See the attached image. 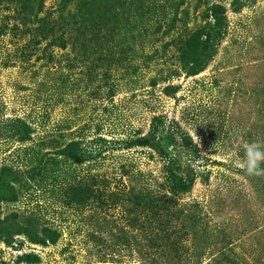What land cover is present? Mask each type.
Returning <instances> with one entry per match:
<instances>
[{
	"label": "rangeland",
	"instance_id": "1",
	"mask_svg": "<svg viewBox=\"0 0 264 264\" xmlns=\"http://www.w3.org/2000/svg\"><path fill=\"white\" fill-rule=\"evenodd\" d=\"M58 1L45 8L55 11ZM185 1L189 27L206 24L203 0ZM208 1L220 4L222 22L204 67L188 75L172 46L166 63L144 68L139 82L124 80L112 99L105 86L60 75L73 43L62 49L43 37L36 43L31 33L14 35L21 18L0 5V120L23 117L33 129L32 140L20 144L0 128V162L10 161L25 178L19 146H42L37 141L59 130L85 144L99 133L108 144L89 143L97 158L82 170L109 181L98 182L101 201L66 202L58 187L46 190L47 181L14 203L0 201V218L17 211L24 224L38 218L58 233L47 244L23 233L0 236V264H264V176H248L237 164L246 142H264V0ZM82 75L76 68L73 78ZM135 139L153 146L120 147ZM169 161L177 177L192 179L188 191L170 190ZM9 179L5 174L0 184ZM145 187L151 205L133 202V192ZM25 253L39 261H22Z\"/></svg>",
	"mask_w": 264,
	"mask_h": 264
},
{
	"label": "trees",
	"instance_id": "2",
	"mask_svg": "<svg viewBox=\"0 0 264 264\" xmlns=\"http://www.w3.org/2000/svg\"><path fill=\"white\" fill-rule=\"evenodd\" d=\"M46 1L0 0V5L11 10L12 14L16 13L15 17L19 15L21 18L19 23L14 24V35L31 33L36 43L43 37L48 47L58 46L62 49L73 43L66 50L68 58L60 75H64L63 79L68 78L75 85L82 82L84 86L93 84L98 89L105 86V98L108 99H112L126 80L127 86L130 82H139L146 74L144 68L166 63V50L172 46L181 52L179 60L187 74L198 73L204 67V58L212 55V48L220 39V4H209L208 0L199 2L204 5L201 15L207 23L200 24L197 28H190L188 25L185 0H59V7L55 11L45 8ZM164 37L169 39L163 41ZM191 53L193 54L190 55ZM76 68L83 73L79 79L73 78ZM157 74L150 78L153 86L159 80ZM168 88L172 92L177 90L175 86ZM153 119L155 120V116L151 121ZM95 127L98 130L96 123ZM0 128L6 132L4 138L13 139L20 144L32 140L33 129L23 117H15L10 121L2 119ZM47 139L49 145L45 143ZM47 139L37 141L42 146L31 143L18 147L26 165L25 178L23 170L13 167L10 161L0 162V179L5 174L11 176V179L3 182L6 186L0 184V201L14 203L22 196L23 191L36 188L40 182L45 181L50 183V188L46 190L53 192L58 187V192L66 202L85 203L90 196L101 201L104 191H98V182L107 184L109 181L105 176L93 173L90 168L83 171L82 164L86 161L92 164L90 161L97 158L93 153L94 149L89 148V143L99 144L105 141L108 144V141L98 133L85 144L82 138L69 137L61 130ZM146 144L153 146L148 140L135 139L134 142L126 141L120 147ZM167 164L170 190L176 194L188 191L192 179L177 177L174 173V169H177L174 161ZM3 186L5 190L1 189ZM151 195L152 192L145 187L139 193L133 192V202L145 201L147 205H151ZM167 210L164 213L169 215ZM22 219L23 214L17 211L0 218V236L4 241H7V236L11 237L16 233H23L35 243L56 241L57 230L41 224L38 218H33L37 223L35 225L24 224ZM143 226L144 223L141 227ZM140 243L141 240L138 241ZM21 257L26 263L39 261L33 253H25ZM243 264L249 263L245 261Z\"/></svg>",
	"mask_w": 264,
	"mask_h": 264
},
{
	"label": "clouds",
	"instance_id": "3",
	"mask_svg": "<svg viewBox=\"0 0 264 264\" xmlns=\"http://www.w3.org/2000/svg\"><path fill=\"white\" fill-rule=\"evenodd\" d=\"M193 137L195 142H197V137L194 132ZM237 164L248 176H264V142H246L244 156L237 161Z\"/></svg>",
	"mask_w": 264,
	"mask_h": 264
}]
</instances>
